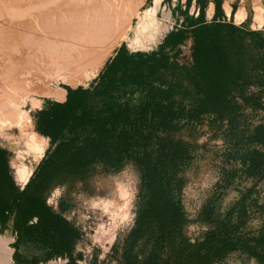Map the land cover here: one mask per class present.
<instances>
[{"label":"rangeland","instance_id":"obj_1","mask_svg":"<svg viewBox=\"0 0 264 264\" xmlns=\"http://www.w3.org/2000/svg\"><path fill=\"white\" fill-rule=\"evenodd\" d=\"M225 1L229 2L234 11L243 6L246 18L242 24L264 34V25L263 28H252L254 0H223L222 5ZM260 1L264 7V0ZM34 2L39 0H0V73L3 66L8 63L6 61L11 59L5 55L6 45L1 40L9 33L16 46L11 52L14 57L12 59L15 65L19 63L17 69H14L15 77L29 79L34 77L38 83L43 81L42 83L47 86H43L44 90L40 92H45V88H48L47 91L51 89L53 91L56 87L68 84L54 82L49 85L46 82L49 73L55 71V65L52 63L48 66V62L52 61L42 53L41 48L34 44L29 45L26 39L36 35L37 39H51L54 43L70 40L69 42L83 44L76 42L73 37L51 35L44 24L45 18L49 17L48 19L54 22L65 17L82 21L85 16L88 17L90 14L88 12L101 5L107 13L117 12L120 17L125 11L140 9L144 15L161 25L164 11H169L160 6V0H51L53 4L49 3L50 6H39ZM193 4L194 0L190 12L193 11ZM16 5L29 7L28 13L20 19L12 18L9 14V9ZM91 6L93 8H90ZM205 19L207 22L212 20L208 16V5ZM225 20L233 22V16ZM135 22L136 18L133 17L132 24L135 25ZM176 24L170 15L168 29L175 28L178 26ZM122 43L127 46L125 40L121 41L91 81L99 75L107 60L115 55ZM254 70L256 71V68ZM254 70L251 71V75L254 74ZM4 77L0 74L2 99L0 104L16 95L18 96L16 98L24 100L22 103L24 104L33 96L25 84L21 86L26 87L23 88L24 93L28 88V99L23 91L19 90L21 88L19 85L16 89L21 92L20 94L23 93L24 98L18 95L16 89L13 92L12 85L8 83L9 79ZM79 85L81 84L71 87ZM263 90L264 68L259 65L256 74L251 77L249 86L255 100H241L233 96L239 111L227 115L224 113L222 119H218L216 115L205 114L193 121H183L173 131H159L147 143H138L127 151H122L108 160L110 164L107 163V166L95 162L90 168L92 170L81 178L72 182L68 179H56L52 191L46 193L45 198L58 215L67 219L69 228H73L71 231L73 234L66 232L65 236L78 264H174L176 252L173 249L179 245L180 238L176 241L165 239L155 224L140 223L138 219L148 199L140 175V171H143L141 161L157 162L158 171L165 172L163 185L178 208V230L187 240L184 246L186 251L199 248L198 245L210 233L216 239L212 245L216 253L212 264H264V173L259 171L249 174L243 163L251 146L245 141L247 135L253 132L257 124L264 123ZM47 91L45 94L39 92L37 98L42 99L38 106L32 107L29 103L26 105V110L29 107L27 110L29 115L23 118L24 124H28L29 128L26 127L36 133L35 137L38 140L46 138L35 131V125L37 112H42L39 109L42 107L43 99L50 98ZM125 97L134 103L140 100L141 93L133 92V95L127 94ZM231 118L234 121L232 123ZM23 122L22 125L25 127ZM11 128L12 130L5 136L9 138L10 143L5 142L13 149V139L19 135V129ZM31 190L32 187L29 188V191ZM1 232L0 230V261H3L2 264H8L7 253L4 256L3 252H6L8 245L13 249L14 237L9 232ZM27 245L26 242H22L21 251L29 252L28 256L34 253L41 256L40 254L47 250ZM46 259L48 261L44 264H59L66 261L59 260L53 255ZM10 264L24 263L14 262L12 255Z\"/></svg>","mask_w":264,"mask_h":264},{"label":"trees","instance_id":"obj_2","mask_svg":"<svg viewBox=\"0 0 264 264\" xmlns=\"http://www.w3.org/2000/svg\"><path fill=\"white\" fill-rule=\"evenodd\" d=\"M209 2L214 3V14L207 22ZM222 2L195 0L198 15L194 16L188 12L192 0H186L181 26L170 30L156 50L133 52L122 43L87 87L62 85L67 100L56 104L47 117L59 139L51 151L56 160L52 165L56 171L52 172L58 179L72 182L81 178L95 162L107 166L108 160L122 151L147 143L159 131H173L183 121L205 114L222 119L224 113L239 111L233 96L255 100L249 86L257 67L264 68V34L222 19ZM133 92L141 93L134 103L125 97ZM262 95L264 98V90ZM245 141L251 145L243 161L245 168L249 174L264 173V123L257 124ZM141 166L148 199L139 213L140 223L155 224L165 239L180 238L173 249L174 264H212L215 237L209 233L199 248L186 251L187 240L178 230V208L163 185L165 172L158 171L157 162L141 161ZM40 208L38 204L30 207V216ZM49 228L47 233L38 229L36 235L61 253L54 238L68 232L69 226L64 221L59 234L57 225L53 229L49 224ZM67 256L68 261L62 264H77L69 257V250Z\"/></svg>","mask_w":264,"mask_h":264},{"label":"bare ground","instance_id":"obj_3","mask_svg":"<svg viewBox=\"0 0 264 264\" xmlns=\"http://www.w3.org/2000/svg\"><path fill=\"white\" fill-rule=\"evenodd\" d=\"M39 2H34V3H38L39 6L40 5L50 6L51 4H53V2L51 3V0H39ZM5 3H7V1H5ZM93 6H95V4ZM100 6L101 5L97 6L96 8H93L91 6L90 8L93 9L91 11L89 10L90 11L88 12L90 13L89 15L86 13L88 17L85 16L86 18L82 21H77L78 19L73 20V18H68V17L66 19L65 17V19H62L60 21L57 20V22L56 21L54 22L49 20L48 19L49 17L45 18L44 24L51 35H58L66 38L73 37L74 40H76V42L78 41L83 44L74 43L73 41L69 42L70 40L63 41L62 43L59 42L54 43V41H52L51 39H40V38L37 39L36 35H31L26 39L29 45L34 44L36 45V47L38 46L39 48H41L43 50V52L42 51L41 52L45 53L46 56L52 61L50 63L48 62V66L49 64L51 65L52 63H53L52 65H55V71L54 72L53 71L50 72L51 70L49 71L51 73V74L49 73V79H48L49 81L48 80L46 81L48 82L49 85H52L54 82H59V83L68 84L70 86H75L76 84L79 83L83 86H87L92 80V78L100 71L106 59L112 54L115 47L119 45L121 41L123 40L126 41L127 47L130 51H136V50L147 51L154 48L161 41V39L167 32L169 25V16H170V15L168 16L169 11L167 10L166 11L168 13L164 11L163 21L160 23L161 25H159L149 16L144 15L140 9L137 10L131 9L128 12L125 11V13L120 17L119 13L117 12H114L113 14L107 13L106 10L103 9L102 6L101 7ZM9 7L11 6L9 5ZM35 7L37 8V6ZM226 8L227 11H229V5H226ZM27 9H29V7L23 5H18V6L16 5V7H14L13 9H9L10 10L9 14L12 18L20 19L28 13ZM263 15H264L263 4L261 3L260 0H254L253 17H252L253 18L252 25L254 27L256 28L261 27L263 21ZM133 17L136 18L135 25L132 24ZM235 17H236V21H241L245 19L246 10L243 6H240L238 7V9H236ZM129 31H131V33ZM11 39H12V35L9 33L8 35H5V37L3 36L1 39L4 45H6L5 46L6 48H4L6 51L5 55L10 56L11 59L6 61L8 63H6L3 66L0 74L1 75L3 74L5 76L4 78L9 79L8 83L12 85L11 89L13 90V92H15L14 89L17 88V85H19L20 87L21 84H25L26 87L28 86L29 91L32 92L33 96H31L29 100H27L24 104H22L24 100L16 98L17 95L14 93L16 96L14 97L11 96L8 98V100L4 102V104H0V140L10 143L8 140L9 138L5 137L6 133L12 130L11 127H17L19 129L18 132L19 135L17 137H14L15 139H13L14 146L12 150L14 154L11 156L10 165L12 169L11 172L15 179V182L18 185L23 186L28 180L35 165L43 156L45 149L48 145L47 138H42V139L39 138V140L36 139L35 137L36 133L34 134L33 133L34 131L28 129L29 128L28 124L27 125L24 124L23 120L25 121V119L23 118L24 117L26 118L29 115L27 111L29 107L26 110V105L29 103L32 105V107L36 105L38 106V104L41 103L42 98L39 99L37 98V96L40 93L42 94L44 92V91L43 92L40 91H42L43 86L46 87L47 84L42 83L43 81H41V83H38V80L36 81L37 78L35 79L34 77L31 76L30 79L15 77L16 75L15 70L17 69L16 66H18L19 63L15 65L14 59H12L14 57H12L11 52L15 50L14 48L15 43H13L14 41L12 42ZM28 57L30 56L28 55ZM78 73H82V75L79 76ZM28 75H30V73ZM17 76H21V75H17ZM21 88L19 90H21V92L23 91L24 93V89L22 88L23 89L22 90ZM28 88H27V92H29ZM47 89L48 88H45V92L47 91ZM51 90L47 91V96L50 97L51 99H62L65 97V89L63 87H59V88L56 87L55 90L54 89L53 91ZM19 92L17 91L18 95L21 93ZM27 92L24 93L26 95V98H27ZM45 92L43 94H45ZM23 93L20 94L21 97H23L22 96ZM1 97L3 98V95ZM18 100H22V102ZM22 122L25 125V127L27 126L28 128L27 127L25 128L22 125ZM12 252L13 249L9 245L6 252H3L5 253L4 256L7 253L8 264L12 263ZM4 256H2V258ZM2 262L3 261H0V264H2Z\"/></svg>","mask_w":264,"mask_h":264},{"label":"crops","instance_id":"obj_4","mask_svg":"<svg viewBox=\"0 0 264 264\" xmlns=\"http://www.w3.org/2000/svg\"><path fill=\"white\" fill-rule=\"evenodd\" d=\"M186 0H161L160 6L168 9L170 11L171 18L174 19L175 24L180 22L178 28L181 26V22L183 20V16L181 15L182 10L185 8ZM178 5V6H177ZM226 5H229V11H227ZM192 6V4H191ZM189 14H193L194 16L198 15V8L196 7L195 0L193 4V11ZM177 7V9H176ZM223 13L221 15L222 19H228L233 16V23L236 25H241L245 19L241 21H236L235 13L236 10L233 11L232 6L229 2L225 1L222 5ZM238 9V8H237ZM194 12L196 14H194ZM214 14V3L209 2L208 4V16L211 19ZM176 15L174 18L173 16ZM246 18V17H245ZM264 25V15L261 27ZM256 29V27H252ZM174 29L171 27L167 30L165 35ZM164 35V36H165ZM163 36V38H164ZM161 41L152 49L147 50L148 52L151 50H156ZM134 52V51H133ZM71 87V86H70ZM77 87V86H76ZM76 87H71L75 89ZM65 89V88H64ZM67 100V91L65 89V97L62 99H51L46 98L43 99L42 107L39 110L42 112H37V123L35 125V131L40 135L46 137L48 139V145L45 149L43 156L35 165L32 173L30 174L28 180L23 186L17 185L15 179L12 175L11 169V156L13 155L12 148L4 141L0 140V230L1 233H11L13 239V260L14 262L24 263V264H44L48 260L47 257L53 255L60 259H65L66 263L68 261L67 252L69 250V254L73 261L78 264L73 252L71 250V245L68 243L66 239V234L64 233L60 237L54 238L57 249H61V253L59 250L55 251L53 248V244L47 242V240L39 241V236H37V232L39 228L37 224L41 225L40 231L44 232V229L47 232H50L47 229L48 225H51V228L54 229V225H57L56 231L57 234L61 232L60 225L66 221L67 219L58 215L57 211L50 205L49 201L46 200V193L52 191L53 185L56 181L57 175L52 165H55L56 160L52 157V148L58 142V134L51 131L52 124L48 117V111L55 108L56 104L64 103ZM32 187V190L29 191V188ZM38 204L41 208L36 211L35 216H30L32 214V210H29L33 205ZM38 215V216H37ZM64 220V221H63ZM68 224V223H67ZM44 227V228H42ZM70 227V226H69ZM32 228H34L32 230ZM52 230V229H51ZM69 233L73 234V228H69ZM34 231V236L27 234L28 232ZM26 233V234H23ZM18 239L17 242H15ZM22 242H26L27 246L33 245L34 247L46 248L47 250L44 253H41V256H38V253L31 254L29 252L21 251ZM68 248V249H67ZM45 259V260H44ZM46 261V262H45ZM62 264V263H59Z\"/></svg>","mask_w":264,"mask_h":264}]
</instances>
